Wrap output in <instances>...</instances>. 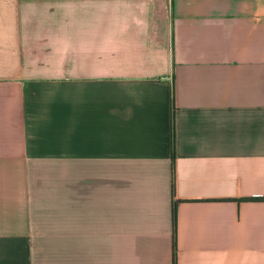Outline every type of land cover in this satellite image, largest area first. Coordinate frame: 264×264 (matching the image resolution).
<instances>
[{
	"label": "crops",
	"instance_id": "crops-1",
	"mask_svg": "<svg viewBox=\"0 0 264 264\" xmlns=\"http://www.w3.org/2000/svg\"><path fill=\"white\" fill-rule=\"evenodd\" d=\"M0 264H264V0H0Z\"/></svg>",
	"mask_w": 264,
	"mask_h": 264
},
{
	"label": "trees",
	"instance_id": "trees-1",
	"mask_svg": "<svg viewBox=\"0 0 264 264\" xmlns=\"http://www.w3.org/2000/svg\"><path fill=\"white\" fill-rule=\"evenodd\" d=\"M174 215V211H172V216Z\"/></svg>",
	"mask_w": 264,
	"mask_h": 264
}]
</instances>
